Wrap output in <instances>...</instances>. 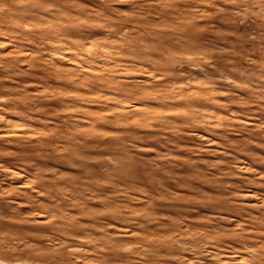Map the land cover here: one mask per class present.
<instances>
[{
  "label": "rangeland",
  "instance_id": "1",
  "mask_svg": "<svg viewBox=\"0 0 264 264\" xmlns=\"http://www.w3.org/2000/svg\"><path fill=\"white\" fill-rule=\"evenodd\" d=\"M0 264H264V0H0Z\"/></svg>",
  "mask_w": 264,
  "mask_h": 264
}]
</instances>
